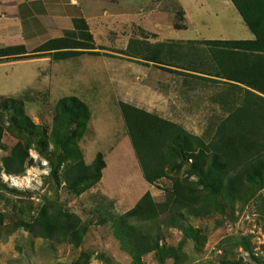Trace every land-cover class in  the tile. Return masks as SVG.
<instances>
[{"label":"rangeland","instance_id":"374dc122","mask_svg":"<svg viewBox=\"0 0 264 264\" xmlns=\"http://www.w3.org/2000/svg\"><path fill=\"white\" fill-rule=\"evenodd\" d=\"M228 1L56 0L53 6L56 12L68 17L71 14L75 22L86 20L99 54L85 53L59 61L52 56L34 61L11 59L0 65V98L27 99L26 113L51 134L59 100L78 97L89 106L91 114L78 140L86 162L91 163L97 153L102 152L107 165L101 181L82 194L68 190L64 183L55 188L48 161L35 149L31 150V155L36 164L28 168L25 175L3 173L2 179L9 188L0 189V212L6 215L0 231V264L134 262L115 233L119 218L148 191L156 203H163L172 187V177L187 174L186 168L180 172L169 169L167 176L156 184L145 179L119 102L154 112L202 135L228 114L229 107L239 102L241 92L235 81L208 74H203V78L179 74L161 64H147L123 51L131 40L182 42L185 48L194 41L197 44L193 46L203 49L205 46L200 41L206 39H244L251 30L234 3ZM2 17L12 20L13 15L0 14V20ZM48 24L56 27V35L64 36L70 30L74 32L71 36L84 38V25L78 29V24L74 27L67 22ZM47 33L51 34V30ZM32 36L37 39L30 44L49 40V35ZM6 131L0 163L18 140ZM53 148V143L49 142V151ZM260 187L251 193L245 204L236 202L226 214L215 212L206 218L186 219L183 223L200 230L197 240L187 238L182 228L162 224L167 255L161 259L150 253L137 262L224 264L230 259L239 260L241 264H264V187ZM45 204L50 206L51 212L62 211L64 217L67 213L76 215L88 225L81 244L52 242L24 229L6 233L7 226L18 218L38 216ZM164 217L165 214L160 220Z\"/></svg>","mask_w":264,"mask_h":264},{"label":"trees","instance_id":"16d2710c","mask_svg":"<svg viewBox=\"0 0 264 264\" xmlns=\"http://www.w3.org/2000/svg\"><path fill=\"white\" fill-rule=\"evenodd\" d=\"M231 1L254 39H206L200 41L203 49L193 46L197 44L194 41L185 48L182 42L131 40L123 51L179 74L201 78L208 74L235 81L241 92L239 102L202 135L154 112L119 102L145 179L156 184L167 176L169 169L180 172L186 168L187 174L172 177V187L163 203H156L148 191L119 218L115 233L133 257L131 264H139L137 261L150 253L161 259L167 255L162 224L182 228L187 238L197 240L200 230L183 223L186 219L206 218L215 212L226 214L236 202L245 204L257 187H264V0ZM73 24L74 27L78 24V29L84 25V38L71 36L74 32L67 30L64 36L51 38L31 51L23 44L0 47V62L44 56L59 61L85 53L99 54L86 20H73ZM25 100L0 98V149L5 147L6 130L18 139L0 163V189L9 188L2 179L3 173L25 175L36 164L32 149L48 161L55 188L64 183L68 190L82 194L99 183L107 165L104 155L99 152L87 163L78 141L91 118L89 106L76 96L60 99L52 132L48 134L45 127L26 113ZM49 142L54 145L51 151ZM193 176L197 179H192ZM49 207L45 204L36 217L18 218L7 226L6 233L24 229L52 242L81 244L88 225L76 215L67 213L64 217L62 211L51 212ZM5 218L0 212V231ZM224 264L241 262L229 259Z\"/></svg>","mask_w":264,"mask_h":264},{"label":"crops","instance_id":"0c3cea01","mask_svg":"<svg viewBox=\"0 0 264 264\" xmlns=\"http://www.w3.org/2000/svg\"><path fill=\"white\" fill-rule=\"evenodd\" d=\"M228 2L233 4L231 0ZM58 4L60 5V3ZM53 6H56V0H0V14L9 13V15H13L12 20H6L3 17L0 20V38H2L0 47L23 44L30 51L47 41L42 39L35 44H30L32 40L37 39L32 34H40L38 37L49 35L48 39L60 37L59 34L56 35V27L53 28L48 23L51 21L54 23L67 22V25L73 26V18L71 14L68 17L60 11L56 12ZM58 8L60 9V7ZM49 30H51V34L47 33ZM244 39H254L252 31ZM39 58L27 60L34 61ZM8 62L11 61L5 60L0 62V65ZM235 83L237 84V82Z\"/></svg>","mask_w":264,"mask_h":264}]
</instances>
